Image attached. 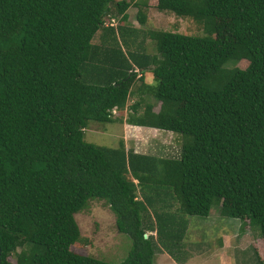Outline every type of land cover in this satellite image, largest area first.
<instances>
[{
    "label": "trees",
    "instance_id": "16d2710c",
    "mask_svg": "<svg viewBox=\"0 0 264 264\" xmlns=\"http://www.w3.org/2000/svg\"><path fill=\"white\" fill-rule=\"evenodd\" d=\"M156 1L207 34L145 29L148 0H0L1 264H110L71 251L94 200L131 240L121 264L179 263L188 218L214 205L264 248V0ZM146 72L154 94L125 122L174 134L179 155L87 143Z\"/></svg>",
    "mask_w": 264,
    "mask_h": 264
},
{
    "label": "rangeland",
    "instance_id": "374dc122",
    "mask_svg": "<svg viewBox=\"0 0 264 264\" xmlns=\"http://www.w3.org/2000/svg\"><path fill=\"white\" fill-rule=\"evenodd\" d=\"M147 26L145 29L160 30L204 37L207 33L191 19H181L173 14L159 12L155 9L156 0H148ZM136 9L127 11L128 21L140 27L135 18ZM240 61L235 66L246 67ZM144 83L133 89L124 111L115 116L118 122L101 124L92 122L85 132L87 143L108 148H117L123 141L125 148L133 149L138 154L174 157L179 155L181 141L172 133H164L151 128H137L128 125L125 120L130 107L138 102L144 107L147 98L154 94L155 79L146 72ZM139 77V76H138ZM152 101V100H151ZM158 109L154 105V111ZM80 238L71 246V251L82 256L110 263H123L130 251L131 240L128 235L116 229L114 214L103 201L89 202L88 208L75 215ZM186 236L182 241L181 253L176 263L165 253L155 257L154 264H257L256 255L264 258L262 239L257 230H252L245 223L241 231L238 220L225 218L219 206H212L207 217H189ZM154 235V233H152ZM13 263L12 259H9Z\"/></svg>",
    "mask_w": 264,
    "mask_h": 264
},
{
    "label": "built area",
    "instance_id": "2783aa9c",
    "mask_svg": "<svg viewBox=\"0 0 264 264\" xmlns=\"http://www.w3.org/2000/svg\"><path fill=\"white\" fill-rule=\"evenodd\" d=\"M114 24H115V23H114V21L112 20V21L110 22V25H111V26H114ZM113 113H115V112H113Z\"/></svg>",
    "mask_w": 264,
    "mask_h": 264
},
{
    "label": "crops",
    "instance_id": "0c3cea01",
    "mask_svg": "<svg viewBox=\"0 0 264 264\" xmlns=\"http://www.w3.org/2000/svg\"><path fill=\"white\" fill-rule=\"evenodd\" d=\"M136 127V126H135ZM137 128H143V127H137ZM144 129H147V128H144ZM153 130H155V129H153ZM156 131H158V130H156Z\"/></svg>",
    "mask_w": 264,
    "mask_h": 264
},
{
    "label": "water",
    "instance_id": "95a60500",
    "mask_svg": "<svg viewBox=\"0 0 264 264\" xmlns=\"http://www.w3.org/2000/svg\"><path fill=\"white\" fill-rule=\"evenodd\" d=\"M0 256H1V249H0ZM0 264H1V260H0Z\"/></svg>",
    "mask_w": 264,
    "mask_h": 264
},
{
    "label": "clouds",
    "instance_id": "9594fccd",
    "mask_svg": "<svg viewBox=\"0 0 264 264\" xmlns=\"http://www.w3.org/2000/svg\"><path fill=\"white\" fill-rule=\"evenodd\" d=\"M135 127V126H134Z\"/></svg>",
    "mask_w": 264,
    "mask_h": 264
}]
</instances>
